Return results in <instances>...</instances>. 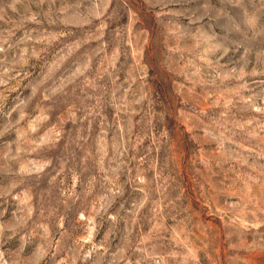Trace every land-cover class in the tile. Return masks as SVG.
Listing matches in <instances>:
<instances>
[{
  "label": "rangeland",
  "instance_id": "374dc122",
  "mask_svg": "<svg viewBox=\"0 0 264 264\" xmlns=\"http://www.w3.org/2000/svg\"><path fill=\"white\" fill-rule=\"evenodd\" d=\"M0 264H264V0H0Z\"/></svg>",
  "mask_w": 264,
  "mask_h": 264
}]
</instances>
